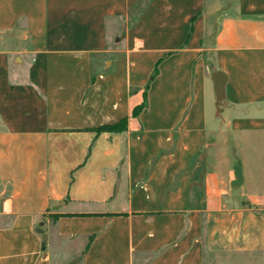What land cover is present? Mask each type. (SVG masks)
Returning a JSON list of instances; mask_svg holds the SVG:
<instances>
[{
  "label": "crops",
  "instance_id": "obj_1",
  "mask_svg": "<svg viewBox=\"0 0 264 264\" xmlns=\"http://www.w3.org/2000/svg\"><path fill=\"white\" fill-rule=\"evenodd\" d=\"M72 259L264 264V0H0V264Z\"/></svg>",
  "mask_w": 264,
  "mask_h": 264
},
{
  "label": "water",
  "instance_id": "obj_2",
  "mask_svg": "<svg viewBox=\"0 0 264 264\" xmlns=\"http://www.w3.org/2000/svg\"><path fill=\"white\" fill-rule=\"evenodd\" d=\"M212 82H213V89L216 97V107L218 108L221 105L222 102V87L224 85V78L222 74L218 71H215L211 75ZM219 109V108H218ZM235 175L237 179H240V173L239 168L236 167L235 169ZM36 232L42 235L43 241L46 240V236L42 234V230L40 228L36 229Z\"/></svg>",
  "mask_w": 264,
  "mask_h": 264
},
{
  "label": "rangeland",
  "instance_id": "obj_3",
  "mask_svg": "<svg viewBox=\"0 0 264 264\" xmlns=\"http://www.w3.org/2000/svg\"><path fill=\"white\" fill-rule=\"evenodd\" d=\"M211 109H213V108H211ZM210 117H211V116H210ZM44 232H45V231H44ZM51 241H52V239L49 237L47 243H50V245H51ZM57 243L60 244L59 241H57ZM61 244H64V245H65V244H68V243L64 241V243L62 242ZM70 244H71L73 247H75L76 250H77L78 247H80V243H74V242H73V243H70ZM72 246H70V247H72ZM50 247H51V246H50ZM65 264H79V263H76L75 260L72 259V260L66 262Z\"/></svg>",
  "mask_w": 264,
  "mask_h": 264
},
{
  "label": "trees",
  "instance_id": "obj_4",
  "mask_svg": "<svg viewBox=\"0 0 264 264\" xmlns=\"http://www.w3.org/2000/svg\"><path fill=\"white\" fill-rule=\"evenodd\" d=\"M102 131H118V126H104V127H100L99 129H97V133L98 132H102ZM57 216H55L54 218H56Z\"/></svg>",
  "mask_w": 264,
  "mask_h": 264
}]
</instances>
